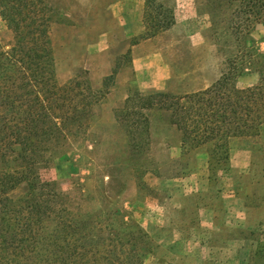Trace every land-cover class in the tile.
<instances>
[{"label": "rangeland", "instance_id": "rangeland-1", "mask_svg": "<svg viewBox=\"0 0 264 264\" xmlns=\"http://www.w3.org/2000/svg\"><path fill=\"white\" fill-rule=\"evenodd\" d=\"M159 1L173 9L177 22L145 36L144 0H46L62 17L50 27L58 83L87 79L102 98L85 129L68 138L59 154L38 163L39 174L69 197L68 214L81 220L83 236L91 230L107 237L123 223L143 228L149 245L142 264H264V124L255 135L230 139L229 167L214 180L208 147L175 148L181 133L164 111L149 113V145L139 155L129 148L124 124L116 121L115 110L131 91L183 95L203 90L238 52L225 3L214 8L213 0ZM246 38L264 52V24ZM13 43L0 14V47L8 50ZM133 50L140 56L139 81ZM115 67L119 78L104 84ZM160 68L163 89L150 88V82L159 85ZM257 80L250 73L237 85L245 88ZM6 167L0 158V171ZM24 192L21 184L11 195ZM55 227L47 221L48 233ZM85 246L79 245L84 257L92 256L91 245ZM10 247V254L0 250V264H33L29 255L11 254L21 252L18 244Z\"/></svg>", "mask_w": 264, "mask_h": 264}, {"label": "trees", "instance_id": "trees-1", "mask_svg": "<svg viewBox=\"0 0 264 264\" xmlns=\"http://www.w3.org/2000/svg\"><path fill=\"white\" fill-rule=\"evenodd\" d=\"M222 3L231 10L230 28L239 48L221 76L205 89L183 95L133 90L115 110L129 148L138 155L149 145V113H167L184 147H208L214 180L229 167L230 139L255 135L264 124V52L246 38L264 24V0H213L211 6ZM0 14L14 34L10 49L0 47V158L8 166L0 171V250L9 252L18 244L21 252L11 254L29 255L33 264H142L149 245L143 228L123 223L107 237L91 230L83 236L81 220L68 214L69 197L38 171L40 161L59 154L68 138L85 129L93 105L102 98L87 79L75 77L63 85L56 79L50 27L61 13L46 0H0ZM144 19L145 36L175 24L173 9L159 0H144ZM117 73L115 67L104 84L113 83ZM250 73L257 74V83L238 87V79ZM21 184L25 192L15 198L11 194ZM49 220L56 223L50 233ZM84 240L93 248L90 257L79 247L87 244Z\"/></svg>", "mask_w": 264, "mask_h": 264}, {"label": "crops", "instance_id": "crops-1", "mask_svg": "<svg viewBox=\"0 0 264 264\" xmlns=\"http://www.w3.org/2000/svg\"><path fill=\"white\" fill-rule=\"evenodd\" d=\"M175 14V13H174ZM176 17H175V24H176ZM174 24V25H175ZM173 25V26H174ZM142 61H145V58H143L142 59ZM132 64H133V68H134V71H135V76L137 77V81H139V79L141 78V77H143L142 75H143V73H142V71L141 70H138V68H137V65H139L140 64V56H139V54H137V51H135V50H133V59H132ZM160 70H161V77L159 78V85L158 86H153V82H150L149 84L152 86V87H150V88H154V89H159V90H161V89H163V86H161L160 84H162V82L164 83L165 82V79H163V77H162V69L160 68ZM120 74L121 73H117L116 74V76H117V79L119 78V76H120ZM150 85H148V86H150ZM146 89V88H145ZM177 141H178V144H175V148H177V149H179V151L181 152V147H183L184 148V146L182 145V142H181V135H179V133H178V135H177ZM174 147V146H173Z\"/></svg>", "mask_w": 264, "mask_h": 264}]
</instances>
